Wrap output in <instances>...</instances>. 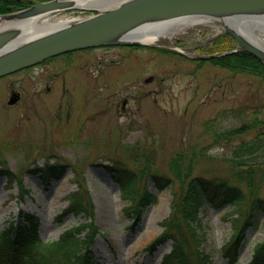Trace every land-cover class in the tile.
Returning a JSON list of instances; mask_svg holds the SVG:
<instances>
[{
    "label": "rangeland",
    "instance_id": "obj_1",
    "mask_svg": "<svg viewBox=\"0 0 264 264\" xmlns=\"http://www.w3.org/2000/svg\"><path fill=\"white\" fill-rule=\"evenodd\" d=\"M190 31L189 37L181 35L189 38V47H185L189 55L204 53L194 51L193 45L204 44L216 34L207 26ZM256 35L264 43V34ZM93 53H73L74 64L64 72L60 56L0 78V170H4L0 172V230L8 221L18 220L19 210H24L38 216L44 240L55 239L69 226L85 220L82 215H61V211L73 193L86 189L100 230L92 244L96 258L106 264H159L162 254L170 249V240L157 244L153 252L145 247L163 231L159 223L170 211V187L157 189L149 173L138 180L157 194V201L143 208L140 221L132 228L124 208L128 201L120 196L106 167L138 170L148 160L150 172L169 175L167 161L172 154L199 151L204 157L196 160L193 173L238 186L245 197L241 209H246L252 195L244 182L230 178V163L223 158L254 139L261 128L221 142H214V133L239 127L255 117L264 120V78L151 49L108 48L95 51L105 56L100 80H77L86 71L82 64L90 63ZM115 53H120V65L130 60L125 66L118 65L125 71L109 68L108 60ZM85 55L92 56L82 59ZM125 55L129 57L123 59ZM56 70L59 73L47 82L51 89L46 90L47 73L52 76ZM150 76L153 82H145ZM11 87L22 95L14 104L7 102ZM124 97L127 103L122 107ZM255 159L263 162L255 167L264 174V156ZM50 163H64L66 168L45 187L30 170ZM19 181L27 190L23 195H19ZM258 183V195L264 201V177ZM233 208L208 202L200 207V248L210 264H231L221 251L238 218ZM252 222L233 264L249 261L256 243L264 239V212H256Z\"/></svg>",
    "mask_w": 264,
    "mask_h": 264
},
{
    "label": "trees",
    "instance_id": "obj_2",
    "mask_svg": "<svg viewBox=\"0 0 264 264\" xmlns=\"http://www.w3.org/2000/svg\"><path fill=\"white\" fill-rule=\"evenodd\" d=\"M32 1L34 0H0V13L27 6ZM225 37L221 35L212 39V46L228 47L229 40ZM208 61L232 72L250 73L264 78V66L254 56L242 50L213 57ZM263 125L264 120L255 117L239 127L214 133V142H221L251 128H261L254 139L241 143L230 156L223 158L230 163V178L244 182L252 195L246 209H241L245 197L238 186L227 184L225 179L217 181L215 177L209 179L193 173L196 160L204 157L199 151L188 154L178 151L172 154L167 161L169 175L150 172L148 160L138 170L106 167L118 185L120 196L128 201L124 208L132 220L129 225L132 228L140 221L143 208L157 201V194L138 180L149 173L157 189L170 187V211L159 223L163 231L145 247L152 252L157 244L170 240V249L162 255L159 264H210L208 255L200 248L198 213L204 202L215 207L227 204L234 206L232 210L237 212L238 218L234 221V231L222 246L221 253L231 264L237 260L240 241L245 237L246 229L253 224L254 214L264 212V201L258 195V182L263 179L264 174L257 172L255 167L263 163L255 159L264 156ZM65 168L64 163H50L44 167L36 166L30 171L38 174L47 187L50 180L63 175ZM2 171L4 170H0ZM4 174L10 173L5 171ZM19 182V195H23L27 190ZM86 193V189L73 193L67 206L61 211V215H82L85 220L69 226L52 240H44L40 236L38 216L19 210L18 220L8 221L0 230V264H106L96 258L92 249L94 238L100 230L94 220L91 199ZM245 264H264V239L256 243L250 260Z\"/></svg>",
    "mask_w": 264,
    "mask_h": 264
},
{
    "label": "water",
    "instance_id": "obj_3",
    "mask_svg": "<svg viewBox=\"0 0 264 264\" xmlns=\"http://www.w3.org/2000/svg\"><path fill=\"white\" fill-rule=\"evenodd\" d=\"M99 1L41 0L0 13V76L82 48L158 46L163 33L147 35L148 27L181 18L217 25L235 41L233 48L221 54L242 50L264 66V43L256 35L264 34V0H102L98 6ZM68 9L91 14L45 25L56 13ZM161 46L189 55L180 46ZM14 101L11 96L8 103Z\"/></svg>",
    "mask_w": 264,
    "mask_h": 264
},
{
    "label": "flooded vegetation",
    "instance_id": "obj_4",
    "mask_svg": "<svg viewBox=\"0 0 264 264\" xmlns=\"http://www.w3.org/2000/svg\"><path fill=\"white\" fill-rule=\"evenodd\" d=\"M71 13H76L77 14V11H75V10H67V11H63V12L58 13L56 16H71V15H69ZM187 35L189 37L190 36V33L188 32ZM188 40H189V38L186 39V38H183V37H176V38H167V39H163V40L159 39L158 42H159V45L160 46L159 45L158 46L115 45V46H101V47H96V48L81 49V50L67 52V53H64V54H61V55H58V56H54V57H51V58H47L46 60H44L42 62H39V63H37V64H35L33 66H29V67L24 68V69H21V70H28L30 68H33V67H36V66H39V65H44L45 63L49 62L50 60H52V59H54L56 57L62 56L63 58L61 60L60 66H62V68H63L62 72H64V71H67V69L69 68L70 65L74 64L73 63V59L71 57V55L73 53H80V51H89V50L93 51L94 50L93 56L91 55L92 56L91 62L90 63H86V61H85V63L82 64V66L85 65L86 71L84 73L82 72V74H80L78 76V79L77 80L80 81L82 78H85V79L91 80L92 83H97L100 80V73H101V70L103 69V66L100 65L101 64V60H103L105 56L103 54L100 55L99 53L98 54H95V51L96 50H99V49H108V48H115V49L116 48H119L122 51H126V49L129 51L131 48H144V49L156 50V51H159V52H163V50L174 51V50H170L169 48H165V47H163L161 45H163V44H173V45H181L183 47H187V46L189 47V45H186V42H189ZM193 46H196V44H194ZM197 46H199V45H197ZM198 48L199 47H195L194 50H196V49L198 50ZM175 53H178V52H175ZM91 56L85 55V56H82L83 58L82 57L81 58L82 59H87V58H89ZM112 56L113 57H110L111 59H109L108 60V63H107L108 66H110L109 68L118 67V72L119 71H125V69H121L120 66L121 65L122 66H125V64H127L130 60L127 59L126 62H123L120 65V60L118 58L120 56V53H115ZM181 56L182 57H187L186 55L183 56V54ZM127 57H129V56L128 55H125V56H123V59H126ZM194 59L196 60L197 58H194ZM88 65H89V67H92V68H90V70L88 69ZM118 65H120V66H118ZM21 70H18V71H21ZM108 70H110V69H108ZM108 70H107V72H108ZM18 71H15L13 73H16ZM58 73H59V70H56V72H54V75H52V76L48 75V73H47V76H46V84H47L46 90H50L51 89V86L47 82L48 81H50V82L51 81H54V78H55V76H57ZM34 74H36V72H34ZM2 77H4V76H2ZM34 77H35V75H34ZM102 77H103V79L104 78H107V74L106 75H103ZM74 79H75V77L72 80L74 81ZM153 80H154L153 79V76H150V77L145 78V82H147V83H149V82L151 83V82H153ZM8 95H9V98L11 96L15 98V101L12 104H14L17 101H20L22 99L21 92L19 90L15 89V88H13V87H11L8 90ZM126 103H127V98L124 97L123 100H122V105H123L122 107H124V105Z\"/></svg>",
    "mask_w": 264,
    "mask_h": 264
},
{
    "label": "bare ground",
    "instance_id": "obj_5",
    "mask_svg": "<svg viewBox=\"0 0 264 264\" xmlns=\"http://www.w3.org/2000/svg\"><path fill=\"white\" fill-rule=\"evenodd\" d=\"M102 0L99 1L100 4H98V6H102L101 3ZM61 19H54V20H46L45 25H50L52 22L58 21ZM197 19L194 18H181V19H177V20H173V21H169L166 22L164 24H160L157 26H151L148 27L147 29V35H157V34H162L165 33L169 28H180L183 26H188V25H193L195 23H197Z\"/></svg>",
    "mask_w": 264,
    "mask_h": 264
}]
</instances>
